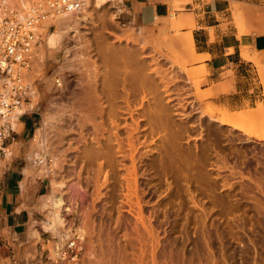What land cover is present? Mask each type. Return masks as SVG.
Here are the masks:
<instances>
[{
	"label": "rangeland",
	"instance_id": "374dc122",
	"mask_svg": "<svg viewBox=\"0 0 264 264\" xmlns=\"http://www.w3.org/2000/svg\"><path fill=\"white\" fill-rule=\"evenodd\" d=\"M185 2L186 0H182L174 3L170 12L172 17L169 18L170 14L167 17L168 23L171 20L177 24L181 22V17H185L182 14L185 10L180 6ZM88 4L83 10H87V13L74 16L71 23L69 22L74 30L64 38V50H48L45 47L44 34L38 32L40 41L31 73L36 97L32 101V108L29 105L25 107L33 119L29 129L32 131L26 138L29 144L25 150L26 157L37 149L36 142L33 141L34 131L44 128L50 155L61 159V168L55 180L68 183L62 192L64 199L69 204L79 193L76 205L72 206L70 213L65 214L68 228L73 227L72 230L78 233L77 229L83 227L82 223H86L89 232L84 235L83 255L79 264H99L97 260L102 258L107 264V261L111 264H253L254 261L260 264L264 257V141L252 138L253 136L250 137L242 131L233 130L216 120L224 113L240 115L239 122L242 125L250 128V131L258 130L264 125V82H253L252 96L256 95L254 100L258 102L254 104L257 109L251 113L260 117L246 119L239 111L253 108L231 110L224 105L207 101L212 96L209 93L213 89L202 90L207 73L203 71V67L194 66L198 60H190L188 49L186 51L179 45H174L173 48L164 45L160 54L154 52L151 46L142 51L141 44L144 40L153 41L167 34L176 38L184 35L182 25H178L174 31L169 28L168 33L163 36L160 32L166 29L164 23L157 22L146 27L120 25L114 21L116 10L111 5L99 10L94 8L93 3ZM115 4L116 2L114 6ZM89 8L94 10L92 15ZM84 15H89L90 18L82 20ZM139 29H143V34L139 39L141 43L136 44L133 42V33ZM54 30L56 26L51 29ZM131 36L133 39L130 40ZM102 47L106 49L102 50ZM107 49H111L114 55L105 53ZM128 49L137 50L144 57H141V60L149 65L147 67L150 70L147 72L158 83L161 100L154 95H148L147 100L142 101L140 93L139 97L136 94L137 98L127 97L126 88L128 86L131 89V86L130 82L127 83L126 76L133 72L129 62L124 61V55L130 51ZM103 56H107L106 59L111 56L110 61L117 59L114 62L115 65L120 64L117 65V70H109V63L113 62L108 63ZM90 68H95L92 71L97 70L99 89L103 88V81H113V95L117 93L113 102L116 100L117 104L112 102L111 105L123 106L118 110L115 106L114 109L120 115L117 120L120 125L118 134L120 133L121 138L125 137V148L126 137L134 125L132 117L126 111L129 109L127 99L130 100V108L134 113L136 111L135 117L140 116L142 124L137 132L139 135L134 134L135 145L138 147L135 154L138 162L136 195H133V187V191H130L129 187V184L134 185L133 177L129 174L132 168L128 157L129 150L124 152L126 157L117 151L113 156V167L105 160L106 157H103L108 153V146H102L106 140L101 137L102 130L99 129L98 123L103 119V122H106L105 128L109 129L106 136L115 139L112 118L108 119L106 116L107 110L111 108L110 103L108 104L111 100L104 103V106L107 103L108 107L104 108L106 110L103 112V118L97 115L96 112H100L101 107L99 110L94 101L90 104L92 107L89 106L93 110L88 109L94 113L87 111V102L84 104V101L87 71ZM155 69L160 70L161 76L154 73ZM108 71H115L116 74ZM259 73L264 77V71L260 68ZM110 76H114L113 79ZM57 79L61 82L60 86L56 83ZM159 103L165 106L170 125L161 128L152 124L150 128L148 117H154L153 111L157 110ZM141 104L145 106L142 107ZM96 106L98 111L95 110ZM135 106H141L142 109L140 107L137 110ZM227 109L239 113H231ZM143 112L148 114L147 119L142 116V121ZM86 113H90L91 118L96 113L93 120L97 124L91 119V124L86 128L83 124ZM92 122L99 127H94ZM96 128L98 129L95 132ZM17 130H21V127ZM89 132L93 138L96 137L94 140L101 141V147L99 142L96 144L97 141H92L94 143L91 146L96 149L91 147L93 153L90 158L95 157L91 159L85 157L86 147L82 142L83 135ZM138 136L142 138L139 139ZM111 144L113 143L110 142L109 145ZM113 147L118 149L115 144ZM96 152L102 154L98 155ZM79 174L84 192H77L79 189L75 186L79 182ZM44 179L41 196L51 190L52 178ZM41 196L39 207L43 202ZM84 209L88 212L85 213ZM139 209L144 226L141 220H138L140 214L136 211ZM40 213L31 222V225L37 222V230L41 229L39 221L45 219L44 213ZM146 228L151 231V235ZM50 234L43 233L42 240L32 239L30 243L22 244L16 250L0 248V264H39L40 247H46L44 241ZM141 248L146 253L143 256ZM94 256L98 258L94 259Z\"/></svg>",
	"mask_w": 264,
	"mask_h": 264
},
{
	"label": "crops",
	"instance_id": "0c3cea01",
	"mask_svg": "<svg viewBox=\"0 0 264 264\" xmlns=\"http://www.w3.org/2000/svg\"><path fill=\"white\" fill-rule=\"evenodd\" d=\"M177 1L117 0V4L127 10L125 18L130 25L146 27L157 22L167 24ZM234 3L239 4L237 15ZM180 7L185 10L182 31L190 32L194 41L198 60L194 66L207 72L202 90L213 89L207 101L231 110L253 108L239 112L250 120L260 117L251 111L257 109L254 104L258 102L254 100L257 96H252L253 82H264L259 73V68L264 71V0H186ZM32 101L33 97L31 108ZM32 120L30 112L21 119V130H16L15 139L5 144L10 153L0 157V248L16 250L30 243L37 224L31 222L41 214L39 198L45 179H33L23 172L29 166L25 150ZM251 130L264 134V125Z\"/></svg>",
	"mask_w": 264,
	"mask_h": 264
},
{
	"label": "bare ground",
	"instance_id": "6f19581e",
	"mask_svg": "<svg viewBox=\"0 0 264 264\" xmlns=\"http://www.w3.org/2000/svg\"><path fill=\"white\" fill-rule=\"evenodd\" d=\"M114 2H115V0H93V5H94V8L95 9H99V10H102L103 8H105V7H107V6H109V5H111V7H113V8H115V6H114ZM88 3H90V2H87V4ZM86 4V5H87ZM88 5H90V4H88ZM87 6H85L84 7V9L83 10H85V8H86ZM233 7H234V12L236 13V15L237 14H239V12L237 11L238 10V7H239V4H237V3H234L233 4ZM90 9V12H91V15L93 14V12H94V10H93V8H89ZM81 11V13L80 14H83V13H87V10H86V12L85 11ZM240 16V15H239ZM73 15H71V14H66V15H63V16H61V17H59V18H57L55 21H50V22H46V23H44V25H43V27H41V28H39V30H38V32L40 31V32H42L43 34H44V36H45V38H44V41H45V47L48 49V50H50V51H61V50H64V38H66V35L68 34L69 35V33L70 32H73V27H71L70 25H69V22L71 23V21H72V19H73ZM113 17V16H112ZM82 20H88L89 18H90V16L89 15H84V16H82ZM114 21H116V18H117V12H115L114 13ZM174 20H171V22H169V23H167L165 26H166V29L164 28L163 30H161V32H160V34L161 35H163L164 36V34L166 35L167 33H168V29L169 28H172L173 29V31H174V29L179 25H181V22H178V24L177 23H175V22H173ZM117 22V21H116ZM51 24H54L55 26H56V30H54V31H51V30H48V27L51 25ZM117 24H118V22H117ZM121 25V24H120ZM130 24H128L127 26H129ZM124 26V25H123ZM122 27V26H121ZM133 28V27H132ZM130 29V28H129ZM142 30L143 29H139L138 31H136L135 33H133V38H135V39H133L132 38V36H131V38H129L130 40L131 39H133L132 41L134 42V43H136V44H138L139 42H140V38L142 37V34H143V32H142ZM123 31H125V30H123ZM129 31V30H128ZM167 32V33H166ZM130 34V33H129ZM160 34H158L159 36H160ZM132 35V34H131ZM146 35V34H145ZM38 36H39V38H40V34L38 33ZM135 36V37H134ZM148 36V35H147ZM167 36V37H166ZM166 36H164V37H157V39H155V40H144V43L143 44H141V49H142V51L145 49L146 50V48L148 47V46H151L152 48H153V51L154 52H159V54L161 53L160 51H161V47L162 46H164V45H169V46H171L172 48H173V46L174 45H179V46H181V47H183L185 50L186 49H188L189 50V58H190V60H193V59H197V56H196V52H195V48H194V41H193V38H192V35H191V33L189 32V33H185L184 35H182V36H177V38L176 37H169L168 36V34L166 35ZM154 38H156V37H154ZM119 39V38H118ZM141 43V42H140ZM87 44V43H86ZM86 46V45H85ZM87 46L88 47H90V45L89 44H87ZM138 47V46H137ZM170 47V48H171ZM37 48V47H36ZM36 48H35V55H36ZM106 48L104 47V49H103V47H102V50H105ZM115 50V49H114ZM128 50H130V49H128ZM127 50V51H128ZM139 50V49H138ZM135 51V50H134ZM134 51H129V52H125L126 53V55H124V58H125V60L124 61H127V62H129L128 64H130L131 66H132V70H133V72L131 73V75H130V73L128 74L129 76L128 77H130V78H128L127 76H126V80H127V83H129L130 82V84H129V86H131L130 88L131 89H129L128 88V86H127V88L126 87H124V88H126L127 90H126V92H127V97L128 98H130L131 96L132 97H136V94H137V96L139 95V93L140 94H142V101H144L147 97H148V95H154L156 98H158V99H160V89H159V87H158V83H156L155 82V80L153 79V78H151L150 76H149V73L147 72V70H150V69H148V67L147 66H149L145 61H143V60H141V57H143L142 55H140V52H137V50L134 52ZM187 51V50H186ZM100 52V51H99ZM105 53H109L111 56L112 55H114V52L111 50V49H107L106 50V52ZM120 53V52H119ZM119 53H117V54H119ZM100 55H105L104 53H99ZM122 54H124V53H122ZM107 55V54H106ZM120 55H121V53H120ZM79 56V55H78ZM108 57L109 59H106L107 58V56H103L104 57V59H106V61L109 63V62H113L112 64L111 63H109L110 65L108 66V68H110L109 70H111V68H112V70H115L116 68H117V65H120V64H117L116 63V65L114 64V62H116V60L117 59H115V61L113 60V61H110V59L112 60V57ZM125 56H127V57H125ZM114 57V56H113ZM116 57V56H115ZM114 57V58H115ZM113 58V59H114ZM122 58V57H121ZM121 58H119V59H121ZM126 58H127V60H126ZM144 58V57H143ZM155 61V60H154ZM153 61V62H154ZM126 62V63H127ZM119 63H121L120 61H119ZM158 63V62H157ZM114 64V66H116L115 68H114V66H112ZM127 64V65H128ZM90 65V64H89ZM94 66V65H93ZM122 66H123V63H122ZM121 66V67H122ZM129 66V65H128ZM96 67V66H95ZM127 67V66H126ZM93 68V67H92ZM120 67L118 66V69H119ZM123 68H125V66L123 67ZM95 69V68H94ZM94 69H92V70H94ZM97 69V68H96ZM127 69V68H126ZM91 70V68H90V70H88L87 71V84H86V94H85V91H84V94L86 95V100L84 101V104H85V102H87L86 103V106H87V111H88V109H90L89 108V106H91L90 104H91V102L93 103V101H94V103L97 105V106H99L98 108H99V110H100V107H101V110H100V112L98 111V108H97V106L95 107V110L96 111H98V112H96V113H98L97 115L98 116H102V118H103V112L107 109V105L109 104V105H111V104H113L116 100H114V102H113V98L115 97V95L117 94V93H115V95H113L114 93H113V88H114V86L112 85L113 84V81H108V79L106 80V82L104 83V81L102 82V81H100V82H102V85H103V88L102 89H99V85H100V83H99V85H98V83L97 82H99V81H97V73H96V71L97 70H95V71H92ZM117 70V69H116ZM120 70V69H119ZM118 70V71H119ZM117 71V72H118ZM129 71L131 72V70L129 69ZM203 71H205L206 72V70H205V68L203 67ZM109 73H112V72H110V71H108ZM119 72H121V71H119ZM124 72V71H123ZM127 72H128V69H127ZM115 73V71H113V73L112 74H114ZM122 73V72H121ZM154 73H157V75H159V76H161L160 74H161V72H160V70H158V69H155L154 70ZM207 73V72H206ZM116 74V73H115ZM114 74V75H115ZM120 74V73H119ZM99 76V75H98ZM104 77H106L105 75H104ZM103 77V78H104ZM110 77H112V76H110ZM114 77V76H113ZM113 77H112V79H113ZM158 77V76H157ZM102 78V77H101ZM108 78H109V76H108ZM125 78V77H124ZM131 78L133 79L132 81H131ZM163 78V77H162ZM111 79V78H110ZM109 79V80H110ZM111 79V80H112ZM164 79V78H163ZM162 80V79H161ZM32 82V81H31ZM111 82V83H110ZM123 82V81H122ZM132 82V83H131ZM118 83V82H117ZM124 84H125V82H123ZM115 84V83H114ZM121 84V83H120ZM123 84V85H124ZM84 85H85V83H84ZM102 85L100 86V87H102ZM118 86H119V84H117ZM116 87V86H115ZM120 87V86H119ZM33 89V100L35 99V97H36V90L34 89V88H32ZM83 89V88H82ZM81 89V90H82ZM116 89H117V87L115 88V92H117L116 91ZM129 89V90H128ZM123 90H125V89H123ZM119 92V91H118ZM120 93V92H119ZM83 94V93H82ZM135 94V95H134ZM83 96V95H82ZM118 96V95H117ZM81 97V96H80ZM84 97V96H83ZM139 97V96H138ZM82 98V97H81ZM137 98V97H136ZM82 100H83V98H82ZM111 100V101H110ZM138 100H140V98H138ZM147 100V99H146ZM161 100V99H160ZM77 101V100H76ZM108 101H110V102H108ZM122 101V100H121ZM105 102H108V104L106 103L105 104V106H104V103ZM113 102V103H112ZM125 102V101H124ZM160 102V101H159ZM99 105H98V104ZM144 103V102H143ZM79 104V103H78ZM115 104H117L116 102H115ZM126 104V103H125ZM127 104H128V106H129V109L128 110H126L127 112H128V114L132 117V121H133V123H134V125H132L131 126V128H130V130H129V134H128V136L126 137L127 138V148H125L124 147V142H123V139L125 138H121L120 136L121 135H119L118 134V130L120 129L119 127H120V125L118 124L119 122L117 121V120H119L120 118V115H119V112L117 111L118 110V108H123V106H117V105H115L116 107H117V110L116 109H114V108H116L114 105H111L110 107V109H108L107 110V112L108 113H106L105 115L106 116H108V119H109V117L110 118H112V127H114V128H112V129H114V136H115V139H114V141H113V139H111L110 137H108V136H106V133H108L107 132V130H109L107 127V129L105 128V124H106V122L104 121L103 122V119H102V122H100V123H98L99 125H100V127H99V125H96L97 124V122H95L94 120H93V118L96 116V113H95V116L94 115H92V116H94L93 118H91V115H90V111L91 110H93V109H90V111H88V112H90L89 114L88 113H86V114H84V123H83V121H82V123L84 124V126L87 128V126L88 125H90L91 124V121L93 120L96 124H94L93 122H92V124H93V126L95 127V125L96 126H98L99 127V129L101 128V130H102V133H101V137H102V139H103V137L105 138V140H106V143H102V146H103V144L104 145H106V146H108V149H107V151H108V153L106 154H104L105 156H103L104 158H105V160L108 162V164H110V166L111 167H113L114 165H115V162H114V158H113V156H115L116 155V153H117V151L118 152H122L123 153V155L125 156V154H124V152L126 151V150H129V152H130V154H129V158H130V160H131V162H132V168H130L131 169V171H130V177H133L132 179L134 180V185L132 186L131 184H129V187L131 188V190L130 191H133V189H134V191H133V195H136V193H137V186H136V178H137V167H136V164L138 163L137 162V159H136V157H135V154H136V152L138 151L137 149H138V147H137V145H135V141H136V139L134 140V138H136V137H134V134L135 133H137L138 131H139V129H140V125L142 124H140V116H139V118H136L135 117V113H136V111H135V113H134V110H132L131 108H130V100H128L127 99ZM126 104V105H127ZM161 104H163V103H161ZM160 103L157 105V110H154L153 112H155L154 113V117H148V121H149V123L151 124V126H150V128H152V124L154 125V126H159V127H161V128H166V127H169V125H170V123H169V121H168V119H167V113H166V110H165V106L163 107V105H161ZM82 105H83V103H82ZM93 105V104H92ZM101 105V106H100ZM144 105V104H143ZM81 106V105H80ZM84 107H86L85 105H83ZM141 106H142V104H141ZM140 106V107H141ZM145 106V105H144ZM144 106H142V107H144ZM92 107V106H91ZM106 107V109L104 110V108ZM132 107H133V105H132ZM140 107H136L135 106V108L137 109V108H140ZM142 107L140 108V109H142ZM120 108V109H121ZM127 108V107H126ZM135 108H133V109H135ZM23 109H25V108H23ZM82 109V108H81ZM135 109V110H136ZM26 110V109H25ZM84 110H86V108H84ZM123 110V109H122ZM121 110V111H122ZM125 110V109H124ZM138 110V109H137ZM144 110V109H143ZM24 110H22V112H23ZM120 111V110H119ZM140 111V110H139ZM138 112V111H137ZM141 112V111H140ZM92 113H94V111H92ZM91 113V114H92ZM133 113H134V116H133ZM255 113H257V112H255ZM141 114V113H140ZM148 114V113H147ZM147 114L145 113V112H143V114H141V117L143 116L144 118H146V116H147ZM152 114V113H151ZM153 115V114H152ZM256 115V114H255ZM112 116V117H111ZM129 116V118H131ZM252 116V115H251ZM135 117V118H134ZM143 117L141 118L142 119V121H143ZM105 118V117H104ZM92 119V120H91ZM96 119V118H95ZM101 119V118H100ZM147 119V118H146ZM146 119H144V120H146ZM14 120H17V118L16 117H14L13 118V121ZM125 120V119H124ZM126 120H129V119H126ZM110 121H111V119H110ZM141 121V122H142ZM147 121V120H146ZM145 121V122H146ZM216 121H218L220 124H222V125H228V126H230L233 130H238V131H242V132H244L245 134H247V135H249V136H253L254 138H257L258 140H263L264 141V134H255V133H253V132H251L249 129H248V127H245L244 125H242L239 121H241V116L240 115H233V114H230V113H224V114H222V116L219 118V119H217ZM15 122V127L17 126V128H19V127H21V125H20V123H16V121H14ZM118 122V123H117ZM3 123V121H0V126H1V124ZM82 124V125H83ZM108 124V123H107ZM148 125V124H147ZM107 126V125H106ZM109 126V125H108ZM144 127V126H143ZM97 129L98 128H96L95 129V132L97 131ZM143 129V128H142ZM155 129V128H154ZM153 129V130H154ZM145 130V129H144ZM143 130V131H144ZM152 130V129H151ZM172 130V129H171ZM17 131H19V130H17ZM43 131H44V128H37L36 130H35V135H34V138H33V141H35L36 142V147H37V149H34L29 155H28V159H29V166L27 167V168H24V170H23V172H24V174L27 176V177H29V176H31V177H35V178H38V179H44V178H52V181L50 182L51 183V190H50V192L48 193V194H46L45 196H43V202H42V206H40L41 207V212L42 213H44V216H45V219L44 220H42V221H40V226H41V229L40 230H37V229H34V230H32L31 231V239H37V240H42V234H43V232H45V233H51L52 235H54L55 236V238L56 237H61V233L63 232V231H66V232H68V233H70V231H73L72 230V228H68L67 226H68V222H67V219L65 218V216L68 214V213H70L71 211H72V206H75L76 205V203H77V201L79 200V193H77L78 195L77 196H75V200L72 202L71 201V203H69L68 204V201H66L65 199H64V197H63V190H65V188L67 187V182H57V180H55L56 179V177H57V174H58V172H59V169L61 168V166H60V161H61V159H59L58 158V156H51L50 155V153H49V150H48V143H47V138L45 137V135H44V133H43ZM99 131V130H98ZM142 130H140V132H141ZM142 131V132H143ZM146 132V131H145ZM110 133H111V130H110ZM176 133V132H175ZM98 135H100L99 133H97ZM112 134V133H111ZM138 134V133H137ZM141 134V133H140ZM83 135V134H82ZM139 135V134H138ZM172 135V134H171ZM174 135V134H173ZM176 135V134H175ZM174 135V136H175ZM179 135V134H178ZM139 137V136H138ZM137 137V138H138ZM140 138H142V137H139V139ZM94 139H96V137L95 138H93L92 137V135L90 134V132L89 133H85L84 135H83V137H82V142L84 143V146L86 147V149H85V157L87 158V159H89L90 158V155H92L91 153H93V151H91V147H93V146H91L92 145V143H94V142H92V141H97V140H94ZM98 142L99 141H97L96 142V144H98ZM101 142V141H100ZM100 142H99V144H100ZM107 142H108V145H107ZM110 142H112L113 144H111V145H109V143ZM116 145L117 146V148L118 149H116V147H113V145ZM96 146V145H95ZM100 147H101V144H100ZM104 147V146H103ZM102 147V148H103ZM93 148H95V147H93ZM96 149V148H95ZM106 149H104V150H106ZM94 150V149H93ZM103 150V149H102ZM91 151V152H90ZM95 151V150H94ZM106 151V152H107ZM98 152V151H97ZM96 152V153H97ZM99 152H100V150H99ZM102 152H104V151H102ZM95 153V152H94ZM121 153V154H122ZM98 154V153H97ZM100 154H102V153H99L98 155H100ZM119 154V153H118ZM128 154V153H127ZM98 155H96L95 154V156H98ZM92 157H94V156H92ZM91 157V158H92ZM126 157V156H125ZM90 158V159H91ZM95 158V157H94ZM103 158V159H104ZM88 161V160H87ZM60 162V163H59ZM128 170H129V168H128ZM24 175V176H25ZM59 177V176H58ZM78 179L77 180H79V182H77V184H75V186L77 185L78 186V191L77 192H79V191H83L84 192V187L81 185V183H80V181H82V180H80V174H79V176L77 177ZM58 179V178H57ZM129 181V180H128ZM130 183V182H129ZM136 183V184H135ZM131 185V186H130ZM132 187H133V189H132ZM74 188V187H73ZM77 188V187H76ZM261 188V187H260ZM65 194V193H64ZM42 198V197H41ZM70 200V199H69ZM139 204H137V206H138ZM139 207H141L140 205H139ZM92 208V207H91ZM85 210V209H84ZM88 211H87V209L85 210V213H87ZM139 212V213H138ZM141 209H139V211H136V213H138V214H140V215H138L139 217H140V219H138V220H141V222H142V224H143V226H144V220H143V217H141ZM67 213V214H66ZM66 214V215H65ZM138 217V218H139ZM87 222V221H86ZM82 225H83V227H79L78 229H77V232H78V234H80L79 236L82 238V239H84V235L85 234H88L89 232H88V229H87V225H86V223H82ZM81 225V226H82ZM85 225V226H84ZM94 229V228H93ZM91 230H92V228H91ZM146 230H147V228H146ZM148 231V233L151 235V231L150 230H147ZM127 235V234H126ZM30 239V240H31ZM31 242V241H30ZM241 244H243V243H241ZM101 246V249H102V245H100ZM142 249V248H141ZM146 250V249H145ZM142 252H141V254H142V256L143 255H145L146 253H145V251H144V249H142L141 250ZM102 252V251H101ZM103 253V252H102ZM145 253V254H144ZM94 254V253H93ZM92 254V255H93ZM96 256V255H95ZM94 256V259L96 258ZM103 257V256H102ZM102 257H100V258H102ZM98 258V257H97ZM96 258V259H97ZM262 260V262L260 263V264H264V257H263V259H261ZM260 260V261H261ZM97 262H99V264H107L106 263V261H104L103 260V258L101 259V260H97ZM108 262V264H111V263H109V261H107ZM138 262V261H137ZM140 262V261H139ZM255 263H253V264H259L258 262H256V261H254ZM154 263H156V262H154Z\"/></svg>",
	"mask_w": 264,
	"mask_h": 264
},
{
	"label": "built area",
	"instance_id": "2783aa9c",
	"mask_svg": "<svg viewBox=\"0 0 264 264\" xmlns=\"http://www.w3.org/2000/svg\"><path fill=\"white\" fill-rule=\"evenodd\" d=\"M87 2L93 0H0V157L10 153L5 144L15 139L14 121L20 123L29 113L23 108L31 102V73L40 41L39 28L66 14L79 15ZM115 2L116 21L129 24L125 18L127 10ZM52 28L54 24L48 30ZM56 83L61 85L59 79ZM14 117L17 120L13 121ZM44 245L45 248L40 247L39 264H79L84 239L75 231H63L61 237L50 234Z\"/></svg>",
	"mask_w": 264,
	"mask_h": 264
}]
</instances>
